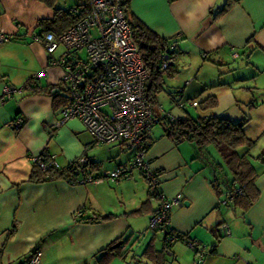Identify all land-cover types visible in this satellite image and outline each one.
Returning a JSON list of instances; mask_svg holds the SVG:
<instances>
[{
    "label": "crops",
    "instance_id": "0c3cea01",
    "mask_svg": "<svg viewBox=\"0 0 264 264\" xmlns=\"http://www.w3.org/2000/svg\"><path fill=\"white\" fill-rule=\"evenodd\" d=\"M84 1L54 0L49 6L41 0H0V33L12 35L0 44V264H27L35 250L42 253L38 264H264V155L257 158L264 153V0H129L132 16L176 44L174 71L163 79L166 97L175 89L182 100L213 96L215 107L198 116L232 122L248 117L244 131L255 140L250 149H240L254 167L257 191L243 210L219 202L212 174L193 159L190 143L176 145L161 126L151 129L145 158L163 195L180 196L169 215L178 238L167 244L162 232L148 230L158 200L141 173L133 170L118 182L104 177L103 171L125 165L133 150L120 143L96 145L78 119L56 126L60 105L47 89L58 85L61 69L48 65L45 48L31 32L61 33L71 21L57 9ZM40 71L45 74L28 83ZM6 86L15 89L10 96L3 93ZM187 110L167 112L183 117ZM17 119L19 129L11 125ZM43 153L54 155L59 168L85 155L98 166L91 174L101 180L31 181V158ZM209 155L223 165L212 147ZM76 213L97 220L79 222ZM219 223L229 227V236L215 237ZM186 240L203 247L202 258ZM119 241L120 254L102 258L100 252Z\"/></svg>",
    "mask_w": 264,
    "mask_h": 264
},
{
    "label": "built area",
    "instance_id": "2783aa9c",
    "mask_svg": "<svg viewBox=\"0 0 264 264\" xmlns=\"http://www.w3.org/2000/svg\"><path fill=\"white\" fill-rule=\"evenodd\" d=\"M87 1L88 13L61 33L31 32L32 40L45 48L48 65L61 69L59 82L63 90L59 93H63L65 102L60 106V120L56 126L78 119L96 145L120 143L133 150L132 158L125 165L105 171L104 177L118 182L129 179L131 172L138 170L148 184L150 196L158 200V206L149 218L148 230L162 232L166 241L172 242L177 237L171 231L169 215L173 206L180 203V196L166 198L163 195L159 179L145 155L146 142L154 125L160 122L161 117L169 121L175 117L159 104L155 110L146 99L148 73L122 13L121 5L125 0ZM69 12L78 15L80 9L71 8ZM11 38L12 35L0 33V44ZM174 47L170 46L169 50ZM57 51L60 52L58 57L55 55ZM171 60V55L163 52L162 68L167 69L172 64ZM44 74L45 71L38 72L33 75V80ZM13 91L14 88L6 86L3 93L10 96ZM172 95L174 107L181 110L198 107L197 100H182L181 90L173 91ZM11 125L19 129L21 120H14ZM31 161L43 170L59 169L54 155L35 156ZM88 162V158L81 155L69 164L78 174V183L101 180L86 172ZM77 215L74 214V217ZM218 233L222 237L229 236L230 229L222 224ZM187 244L202 258L203 247L199 243L189 241ZM41 255L40 250H35L27 264H38Z\"/></svg>",
    "mask_w": 264,
    "mask_h": 264
},
{
    "label": "trees",
    "instance_id": "16d2710c",
    "mask_svg": "<svg viewBox=\"0 0 264 264\" xmlns=\"http://www.w3.org/2000/svg\"><path fill=\"white\" fill-rule=\"evenodd\" d=\"M41 1L45 2L49 6L54 5V0ZM229 5L230 1H227L221 11H225ZM76 7L80 9V14L75 15L74 13L69 12L71 8ZM88 8V1L85 0L79 6H72L66 10L57 9L56 13H63L65 16L68 15L67 17H70L71 21L70 25L68 26L70 27L83 15L88 13ZM121 9L124 19L130 28L132 40L139 47L140 54L148 73V79L145 85L146 99L156 110V106L158 105L157 96L164 90V75H170L174 71L176 44H168V39L158 36L156 33L148 29L140 20L132 16L129 11V0L123 1ZM172 45L175 47L172 51H170L169 48ZM163 52H167L169 55H171L172 59V64L167 69H163L161 66V55ZM202 56L205 59L207 55L205 54ZM28 83L34 84L33 78L28 80ZM61 87L62 83L58 82L56 87L53 86L52 88L47 89L50 95L53 97L54 103H59L60 106H62L65 102L64 98H62L63 93H59L63 90ZM32 89L36 91L35 87ZM175 90L169 92L172 103V94ZM216 102V98L211 96L199 102L198 108L204 112L215 107ZM186 109L187 107L183 108L182 110ZM248 122V117H244L239 121L232 122L218 116L192 117L189 114H185L183 117H175L171 121L167 120L165 117H161L158 124L162 128L163 134L176 145L183 142H187L192 145L193 159L201 161L204 167H206L212 174L210 184L219 198L220 203H227L231 201L234 206H239L245 210L252 205L255 197L257 196V191L253 189L254 178L256 176L254 167L247 157L240 153L241 148L250 149L255 144V140L249 139L244 131ZM147 144L148 142H146V151ZM210 147L215 149L223 165L211 158L209 155ZM42 155L44 157L48 156L46 153H43ZM263 155L264 153H261L257 158L260 159L263 157ZM46 160L48 159L46 158ZM69 164L65 168L57 169L53 167L48 170H43L37 164H33V169L29 180L39 182L61 177L75 183L78 181V174L75 172V170L73 171V168H71ZM85 168L86 172L91 174L90 169L91 171L97 170L98 166L94 163L88 162ZM235 191L236 193H234ZM73 218L79 222H92L97 220V218H90V220L87 218L82 219L81 213H78V215L75 217L73 215ZM220 225H222V223H219L216 226V233L214 234L217 239L222 237L218 233V228ZM181 239L184 240L183 238ZM186 242L189 241L186 240ZM167 243L170 242L166 241V244ZM121 248L122 246L113 249L112 244H110L100 253H103L102 258L106 255L108 256L110 253H113V251H116V253L119 255ZM212 252H214V250H212Z\"/></svg>",
    "mask_w": 264,
    "mask_h": 264
},
{
    "label": "rangeland",
    "instance_id": "374dc122",
    "mask_svg": "<svg viewBox=\"0 0 264 264\" xmlns=\"http://www.w3.org/2000/svg\"><path fill=\"white\" fill-rule=\"evenodd\" d=\"M60 50H61V48H60ZM163 98H164V100H163ZM158 100H159V102H160V104H162L163 105V107H165L167 110H169V109H171V108H173L174 107V105H173V103L171 102V100L169 99V98H167L166 97V94L162 91L161 93H160V95L158 96ZM163 100V101H162ZM165 109V110H166ZM188 110L186 111V114H189L190 116H192V117H197L198 115H201L202 113H203V111H201L200 110V108H192V107H189V108H187ZM166 110V111H167ZM156 126H159V124H156V125H154V127H156ZM153 127V128H154ZM104 145H108V144H104ZM104 145H99V146H104ZM110 145V144H109ZM125 148V147H124ZM101 154V153H100ZM100 154H99V156H100ZM112 169V168H111ZM111 169H107V170H105V168L104 169H102V170H105V171H108V170H111ZM113 169H114V167H113ZM101 170V171H102ZM105 171H103V173L105 172ZM152 232V231H151Z\"/></svg>",
    "mask_w": 264,
    "mask_h": 264
},
{
    "label": "water",
    "instance_id": "95a60500",
    "mask_svg": "<svg viewBox=\"0 0 264 264\" xmlns=\"http://www.w3.org/2000/svg\"><path fill=\"white\" fill-rule=\"evenodd\" d=\"M122 244H123V241H119V242H117L116 244L113 245V248L122 246Z\"/></svg>",
    "mask_w": 264,
    "mask_h": 264
}]
</instances>
